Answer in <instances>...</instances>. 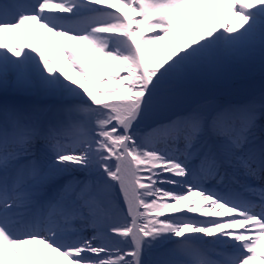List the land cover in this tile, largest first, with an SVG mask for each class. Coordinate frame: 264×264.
<instances>
[{
  "label": "snow or ice",
  "instance_id": "obj_1",
  "mask_svg": "<svg viewBox=\"0 0 264 264\" xmlns=\"http://www.w3.org/2000/svg\"><path fill=\"white\" fill-rule=\"evenodd\" d=\"M257 58L264 0H0V264H264V93L188 100Z\"/></svg>",
  "mask_w": 264,
  "mask_h": 264
},
{
  "label": "rangeland",
  "instance_id": "obj_2",
  "mask_svg": "<svg viewBox=\"0 0 264 264\" xmlns=\"http://www.w3.org/2000/svg\"><path fill=\"white\" fill-rule=\"evenodd\" d=\"M96 86L98 87L100 85ZM205 86H210L212 90L205 91ZM259 91L264 92V65L259 62V58L253 62L238 63L229 66L224 70L222 78L210 76L194 80L189 85V93L194 92L200 96L210 92L215 93L213 96L210 95L211 97H205L222 102L232 99H235V101L245 100L244 98H248L249 96L260 97L261 93ZM231 92L237 94L232 96ZM27 98L37 101L40 100L44 105L54 103V101L39 95L17 97V99L21 100H26ZM188 100L190 101L191 98H188Z\"/></svg>",
  "mask_w": 264,
  "mask_h": 264
},
{
  "label": "bare ground",
  "instance_id": "obj_3",
  "mask_svg": "<svg viewBox=\"0 0 264 264\" xmlns=\"http://www.w3.org/2000/svg\"><path fill=\"white\" fill-rule=\"evenodd\" d=\"M69 43H71V42H69ZM52 54H53V59L59 61V49L57 48L56 50H54ZM259 62H260V60H259ZM90 71H91V69H89V74L91 75V72ZM69 72L71 73V69H69ZM73 75H74V73H73ZM95 87H97V86L95 85ZM100 87H102V86L100 85L97 88H100ZM189 94L190 95L188 96V98H191V100L189 102H195L197 100L210 99L208 97L206 98L205 96H210V95L213 96L215 93H211L210 92L208 94H202V96H200L199 94H195V93H189ZM232 103H234V102H232ZM42 104H44V103L42 102ZM30 247H32L34 250H37V251L39 250V246L30 245ZM21 252H24V249L23 248L21 249ZM16 264H20V262L17 260L16 261ZM31 264H34V262H31Z\"/></svg>",
  "mask_w": 264,
  "mask_h": 264
}]
</instances>
